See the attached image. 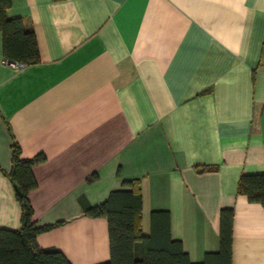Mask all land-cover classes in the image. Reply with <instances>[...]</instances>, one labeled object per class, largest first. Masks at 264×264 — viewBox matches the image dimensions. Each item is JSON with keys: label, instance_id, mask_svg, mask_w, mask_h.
I'll use <instances>...</instances> for the list:
<instances>
[{"label": "crops", "instance_id": "0c3cea01", "mask_svg": "<svg viewBox=\"0 0 264 264\" xmlns=\"http://www.w3.org/2000/svg\"><path fill=\"white\" fill-rule=\"evenodd\" d=\"M7 13L33 27L40 61L7 62L0 31V227L21 226L7 174L18 142L46 155L34 221H62L37 243L72 264L110 259L107 219L84 207L135 177L145 233L168 209L199 262L233 207L232 264H264V206L237 191L264 172V0H12Z\"/></svg>", "mask_w": 264, "mask_h": 264}, {"label": "trees", "instance_id": "16d2710c", "mask_svg": "<svg viewBox=\"0 0 264 264\" xmlns=\"http://www.w3.org/2000/svg\"><path fill=\"white\" fill-rule=\"evenodd\" d=\"M11 4L12 0H0L3 54L15 62L37 63L40 51L35 31L22 17L8 15ZM45 158L44 153L25 158L20 144H12V166L7 174L14 183L22 216L19 228L0 227V264H72L60 249L42 247L37 243L39 233L62 222L40 225L33 219L34 207L29 193L38 181L32 167ZM215 168L213 165H197L201 172ZM95 177L93 174L89 180ZM141 182V177L125 179L122 187L111 190L103 202L84 207L86 214L104 216L108 222L110 259L98 264H232L233 207L220 210L219 249L207 252L202 261L194 262L184 250L181 239L172 236L168 209H153L149 231H143ZM237 191L264 206V172L242 173Z\"/></svg>", "mask_w": 264, "mask_h": 264}, {"label": "built area", "instance_id": "2783aa9c", "mask_svg": "<svg viewBox=\"0 0 264 264\" xmlns=\"http://www.w3.org/2000/svg\"><path fill=\"white\" fill-rule=\"evenodd\" d=\"M7 62H9V63H11V64H18V65H23L24 63H21V62H15V61H13V60H9V59H7Z\"/></svg>", "mask_w": 264, "mask_h": 264}, {"label": "rangeland", "instance_id": "374dc122", "mask_svg": "<svg viewBox=\"0 0 264 264\" xmlns=\"http://www.w3.org/2000/svg\"><path fill=\"white\" fill-rule=\"evenodd\" d=\"M148 219H149V217H148ZM149 231V230H148Z\"/></svg>", "mask_w": 264, "mask_h": 264}]
</instances>
